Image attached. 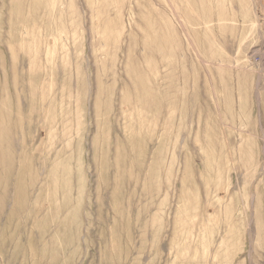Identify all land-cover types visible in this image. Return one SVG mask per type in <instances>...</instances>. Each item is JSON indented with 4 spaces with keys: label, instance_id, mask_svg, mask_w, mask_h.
Wrapping results in <instances>:
<instances>
[{
    "label": "rangeland",
    "instance_id": "1",
    "mask_svg": "<svg viewBox=\"0 0 264 264\" xmlns=\"http://www.w3.org/2000/svg\"><path fill=\"white\" fill-rule=\"evenodd\" d=\"M0 264H264V0H0Z\"/></svg>",
    "mask_w": 264,
    "mask_h": 264
},
{
    "label": "bare ground",
    "instance_id": "2",
    "mask_svg": "<svg viewBox=\"0 0 264 264\" xmlns=\"http://www.w3.org/2000/svg\"><path fill=\"white\" fill-rule=\"evenodd\" d=\"M143 129V128H142ZM136 134V133H135ZM182 225V224H181ZM184 228V227H183Z\"/></svg>",
    "mask_w": 264,
    "mask_h": 264
}]
</instances>
